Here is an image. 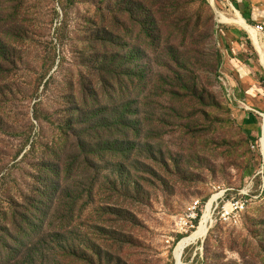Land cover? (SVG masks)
<instances>
[{"label":"rangeland","instance_id":"obj_1","mask_svg":"<svg viewBox=\"0 0 264 264\" xmlns=\"http://www.w3.org/2000/svg\"><path fill=\"white\" fill-rule=\"evenodd\" d=\"M259 24L264 0H0V264H176L219 194L244 212L212 206L182 264H264Z\"/></svg>","mask_w":264,"mask_h":264},{"label":"bare ground","instance_id":"obj_2","mask_svg":"<svg viewBox=\"0 0 264 264\" xmlns=\"http://www.w3.org/2000/svg\"><path fill=\"white\" fill-rule=\"evenodd\" d=\"M252 33L255 36L254 38H256V40H257V44L260 46V43L258 41L259 38L257 37L259 32L257 31L256 28L255 29L252 28ZM263 48H264V45H263ZM263 48H261L262 49L261 51H263V55H264V49ZM261 144H262V149L264 151V119H263V134H262ZM216 199H217V197H214L213 200L209 203V205L207 207V211H206V213L202 219V223H201L199 229L196 232H194V234L185 238L184 240H182L178 244L176 251H175V257H176V261H177L176 264H182L181 255L187 247L195 244L196 242H198L200 240L205 239L208 236V233L210 230L209 227L213 223L212 222V206L215 203ZM245 207H246V203L244 205V210H245ZM226 217L233 218L234 216L223 215L224 219H226Z\"/></svg>","mask_w":264,"mask_h":264},{"label":"trees","instance_id":"obj_3","mask_svg":"<svg viewBox=\"0 0 264 264\" xmlns=\"http://www.w3.org/2000/svg\"><path fill=\"white\" fill-rule=\"evenodd\" d=\"M234 3H236V5L238 6V8L241 10V11H243V14H244V16H246L247 17V19H252V16H253V10H252V7L250 6V4L249 3H246V2H244V7L242 6V4H241V2H239V1H234ZM138 3H136L135 4V8H136V10H137V8H138ZM83 123V122H82ZM81 123V124H82ZM82 127V125L80 126V128ZM83 130V129H82ZM92 150H94L93 152H88L89 154H91V156H97V154H98V150L97 149H92ZM91 156H88L87 155V157H86V160L90 163V164H94V162H95V160H97V159H95V160H92L91 159ZM98 157V156H97ZM72 170H73V165L69 168H67V171H66V173H68V174H71V172H72ZM65 191H67V188L65 189ZM75 202H76V200L74 201V204H75ZM71 215H72V213H73V211L72 210H70V212H69ZM16 216H15V218L16 217H18V214L16 213L15 214ZM26 224H28V225H32L31 224V220H30V218H25L24 220H23ZM15 223H16V225L17 226H19V224H18V222H16V220H15ZM27 230V229H26ZM34 231H36V230H34ZM43 231V229L38 233V235H40L41 234V232ZM26 232V231H25ZM24 232V233H25ZM47 233V232H46ZM22 234V233H21ZM5 235L7 236V237H10V238H12L13 237V232H11L10 230H8L6 233H5ZM46 235V234H45ZM45 235L44 236H41L43 239H45ZM42 239V240H43ZM1 241L3 242L4 241V238L3 237H1ZM38 246H39V243H36V245L34 246V247H31L30 249H28L27 250V252H26V255L27 256H30V254H32V255H35V254H38ZM13 247V245L11 244V246H9L8 248H12ZM86 248V247H85ZM88 250H90V249H88ZM39 251H40V249H39ZM42 251H40V253H41Z\"/></svg>","mask_w":264,"mask_h":264},{"label":"built area","instance_id":"obj_4","mask_svg":"<svg viewBox=\"0 0 264 264\" xmlns=\"http://www.w3.org/2000/svg\"><path fill=\"white\" fill-rule=\"evenodd\" d=\"M257 31L261 34H264V24H259L257 26ZM221 195H218V199L217 201L213 204V207H215V209H221L220 213H222L221 215H230V216H234L238 213H243L244 212V205L245 203H247L248 201L246 200L247 196L241 197L239 200L237 198L231 199V201H229L227 204L222 205V201L224 200L222 197H220ZM218 201H220L221 203H218ZM214 209V208H213ZM214 214V212H213ZM190 218H194L193 216H190Z\"/></svg>","mask_w":264,"mask_h":264}]
</instances>
